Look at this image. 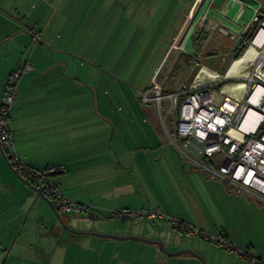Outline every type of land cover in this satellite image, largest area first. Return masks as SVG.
<instances>
[{
	"label": "crops",
	"instance_id": "obj_1",
	"mask_svg": "<svg viewBox=\"0 0 264 264\" xmlns=\"http://www.w3.org/2000/svg\"><path fill=\"white\" fill-rule=\"evenodd\" d=\"M257 10L263 22L264 0H0V63L12 53L14 57L2 73L0 101L4 79L21 64L20 50L32 48L25 60L32 68L18 80L9 117L18 151L35 166L59 167L54 182L69 197L92 205L85 214L61 213L62 221L76 230L158 240L166 248L65 228L0 151V264H205L198 255L209 264H250L210 240L170 233L158 221L114 220L119 216H112L111 209L159 206L210 230L213 222L201 216L202 197L184 198L177 187L183 177L207 176L182 163L159 126L158 136L149 135L153 127L147 122L146 134L138 135L121 117H102L93 100L97 90L91 92L83 81L88 76L61 68L68 62L81 68L86 51L99 62L117 32L120 44L144 48L138 58L142 56L144 65L127 70L139 79L138 91L151 88L154 81L164 92L181 90L201 66L229 78L239 71L232 63ZM134 25L143 30L141 38L133 36ZM34 33L40 36L38 42ZM251 42L247 48L252 49ZM148 111L156 120L155 106ZM151 170L158 177L153 188L144 177ZM256 224L260 226V219ZM214 231L247 245L264 261V252L253 250L256 242L250 234L223 227Z\"/></svg>",
	"mask_w": 264,
	"mask_h": 264
},
{
	"label": "built area",
	"instance_id": "obj_2",
	"mask_svg": "<svg viewBox=\"0 0 264 264\" xmlns=\"http://www.w3.org/2000/svg\"><path fill=\"white\" fill-rule=\"evenodd\" d=\"M259 13L257 10L254 14L251 27L259 19ZM263 28L264 21L251 40L257 55L249 63L247 71L227 77L239 79L231 86L234 92H223L224 85L219 89L222 96L218 97L211 86L220 82L221 77L201 66L193 82L185 88L164 92L160 84L154 81L151 88L144 90L142 99L147 103L156 101L163 121L170 117L174 122V128L169 131V140L183 164L191 170L201 171L207 177L219 179L228 187L264 204V41L261 44L255 41ZM32 38L34 42L40 40L37 33ZM31 68V63L25 61L14 68L3 82L0 101L2 146L15 170L32 184L43 187V193L54 201L60 213L85 214L92 209V205L69 197L54 182L53 175L59 171V167L35 166L21 156L16 146L9 117L18 80ZM203 68H206L203 75L198 77ZM241 80L243 86L238 87ZM125 214L139 219L168 217L175 229L192 233L189 224L170 218L159 206L111 209L112 216ZM197 233L222 249L247 259L250 264H264L260 256L251 255L224 235H210L203 230Z\"/></svg>",
	"mask_w": 264,
	"mask_h": 264
},
{
	"label": "rangeland",
	"instance_id": "obj_3",
	"mask_svg": "<svg viewBox=\"0 0 264 264\" xmlns=\"http://www.w3.org/2000/svg\"><path fill=\"white\" fill-rule=\"evenodd\" d=\"M131 31H133V36H137L139 38L143 36V30H141V28L137 27L136 25H134ZM30 47L31 46L26 45L20 50V54L22 53L23 55L21 58V64H23L27 59V54L32 49ZM251 48L254 50L256 55L257 50H255L253 47ZM130 49H132V51H130ZM143 49V47L129 48L123 44H120L119 34L117 32H114L112 34L111 41L109 42V45L105 47V52L103 56L100 57L99 62L94 61V56L92 55V53L86 51L83 54L82 61L84 62H79V66L81 68H75L73 63L68 62V67L66 64L62 65L61 72L65 71L67 73H72L75 71L78 72L79 70V72H84L88 76L86 80L83 81H85L86 87L89 88L91 92L93 88L97 90L95 93L96 95L92 93L93 100H97V109L98 111H100L102 117L109 118L114 116V121H119L123 119L126 123H128L130 127H132L133 133L138 135H140L141 133L146 134L145 127L148 123H150L151 127H153L151 128V131H149V135L151 137L159 135L156 129V126H159L161 134L164 135L165 138L170 139L167 129L169 128V130H172V128H174V122L170 117L166 118L165 122L163 121V117H160L158 114V112H161V109L156 101H149L148 103L143 101L142 97L144 90H137L138 87H140L139 79L131 78L130 72L127 71L129 70L132 72V69L138 70L144 65L142 56L140 57V59H138L139 56L142 55ZM255 55L253 56V58L255 57ZM12 56L13 53L9 55L6 61H2V63H0V95L3 81L2 73H5L7 69L11 66V61L14 58H12ZM68 59L69 57L67 58V60ZM204 69L206 68L201 69L198 77H201L203 75ZM247 69H242L241 73H244L245 71H247ZM124 70L127 71L126 74L125 72H122ZM217 76L221 77L219 81L225 82V86L223 85V92L235 91L232 89L231 86L232 84L238 82L239 79L237 80L234 78H223L220 74H218ZM26 78L27 75L24 76V79ZM206 78L207 77H205L204 79ZM193 80L194 78L191 80V82H193ZM206 80L209 81V78ZM68 81L70 82L71 79H68ZM216 83L212 84L211 89L215 90L217 96L220 97L222 96L220 90L218 88L213 87ZM41 85L44 86L45 84ZM100 103L103 105L100 106ZM163 104H166V102H163ZM153 105L155 106V113L157 114L156 120H154L153 117L148 113V110L152 108ZM107 106H109L108 109ZM120 117L122 119H119ZM145 118H147V120H145ZM106 134L110 136L112 134L111 129L109 131H106ZM152 171L153 170L150 171L151 173L148 176H144L145 181L151 186V188L158 185L157 173L154 170L152 174ZM133 173H137V171H134ZM193 178L186 180L183 177L181 178V180H179L180 182H178L177 180V187L184 198L188 197V195H191L189 197L194 198L202 197V201L204 203L203 209L201 210V216H203L205 219H210L213 222V227H211L210 230L204 229L201 226L196 225V223L190 222L186 218H181L178 214H175L173 212H171V214L161 208L163 213L165 215H168L172 219H176L182 222L183 224H189L192 228V233L190 234H194V236L196 237H200L197 233L198 230H203L210 235H214L217 234L214 230L219 231L222 229V227L226 230H229L230 232L239 231L243 234L248 233L251 235V238L253 237L252 239L256 242V245L255 247H253V250L258 252H264V204L257 201L248 194L239 192L233 188L228 187L224 182L220 181L219 179L203 177V179L198 180ZM154 194H156V192ZM192 215L195 217L194 214ZM85 217L86 216H83L81 217V219ZM121 217L122 216H119V218L115 217L116 219L114 220L121 221ZM256 218L260 219L261 221V224L259 226L260 228L256 224ZM137 219L135 218L136 222H138ZM127 221L129 220H126V222ZM143 221V223H152L158 221L161 222L160 227H169L170 229H164H168L170 233L178 232L180 234L188 235V232L185 229H183L182 231L175 229L172 225V220H170L168 217L143 219ZM238 245L241 248L247 250L251 255H254L252 250L247 245ZM249 250H251L252 253Z\"/></svg>",
	"mask_w": 264,
	"mask_h": 264
},
{
	"label": "water",
	"instance_id": "obj_4",
	"mask_svg": "<svg viewBox=\"0 0 264 264\" xmlns=\"http://www.w3.org/2000/svg\"><path fill=\"white\" fill-rule=\"evenodd\" d=\"M208 22H209V19L207 18V19L204 21V23H203L202 30L205 29V27H206V25L208 24ZM202 30L199 31V34H201ZM0 151H1V154H2V156L4 157V159L6 160V162L9 164V166H11V168H12L15 172H17V171L15 170V168L13 167V165L11 164V162H10V157H9V155L6 153V151L4 150V148H3V146H2L1 139H0ZM17 174H18V175H19V176H20V177H21V178H22V179H23V180H24L29 186H31L34 190H36L38 196L43 197V198L49 203V205L51 206V208H52V210L54 211L55 215L57 216V218L60 220V222L62 223V225H63L65 228H67V229H69V230H71V231H76V232H81V233H91V232H94V233H99V234H101V235L109 236V237H116V238H127V237H130V238H134V239L145 240V241H148V242H154V243L159 244V245L161 246V248H162L163 250L166 251V248H165L164 244H163L162 242L158 241V240H151V239H149V238H145V237H141V236L133 235V234L101 233V232H96V231H91V230H76V229H74V228H71L70 226H67V225L65 224V222L62 221V219H61V213L56 209L55 204H54V201H53L50 197L46 196V195L43 193V191H42V190H43V187H41V186H36L35 184H32V183L29 182L27 179H25L23 176H21L18 172H17ZM133 218H134L133 216H131V215H129V214H125V215H122V217H121V221L124 222V221H126V220H131V219H133ZM167 252H168V251H167ZM174 253H177V254H178V253H181V251L174 252ZM198 256L201 258V260H202L205 264H209V263L205 262V259H204L202 256H200V255H198Z\"/></svg>",
	"mask_w": 264,
	"mask_h": 264
},
{
	"label": "trees",
	"instance_id": "obj_5",
	"mask_svg": "<svg viewBox=\"0 0 264 264\" xmlns=\"http://www.w3.org/2000/svg\"><path fill=\"white\" fill-rule=\"evenodd\" d=\"M261 23H262V20H261V17H260L253 24V26L250 28V30L244 34V42H242V45L239 47L238 51L235 53V58L236 59L232 63V65L234 63H236L235 65L237 66L238 70H242V69L246 70L248 68V66H249V63L251 62L252 56H254V54H255L253 49H250V48H247V47H248V42H250L253 39V37L255 36V34H256L259 26L261 25ZM193 75H192V77H193ZM224 84H225L224 81H220V82L216 83L213 87L221 89ZM181 161H182V159H181Z\"/></svg>",
	"mask_w": 264,
	"mask_h": 264
},
{
	"label": "bare ground",
	"instance_id": "obj_6",
	"mask_svg": "<svg viewBox=\"0 0 264 264\" xmlns=\"http://www.w3.org/2000/svg\"><path fill=\"white\" fill-rule=\"evenodd\" d=\"M264 39V28L261 30V32L258 34V36L256 37V39H255V41L258 43V44H260V43H262V40ZM252 47H254L255 49H256V47L254 46V44H252L251 45ZM257 50V49H256ZM256 55H257V53H256ZM255 55V56H256ZM255 58V57H254ZM240 72H241V70H239L238 72H236L235 74H233V75H231V76H236V75H239L240 74ZM230 76V77H231ZM243 86V83H242V81H240L239 82V85H238V87H242ZM227 88V87H226ZM225 90H227V89H225ZM255 118V117H254ZM247 122H245V124H246ZM254 125V124H253ZM244 126H247V125H244Z\"/></svg>",
	"mask_w": 264,
	"mask_h": 264
}]
</instances>
